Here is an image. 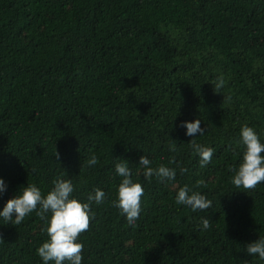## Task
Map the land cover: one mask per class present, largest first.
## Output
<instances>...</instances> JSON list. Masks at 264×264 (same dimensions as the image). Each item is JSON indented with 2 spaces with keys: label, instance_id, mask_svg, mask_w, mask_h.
<instances>
[{
  "label": "trees",
  "instance_id": "trees-1",
  "mask_svg": "<svg viewBox=\"0 0 264 264\" xmlns=\"http://www.w3.org/2000/svg\"><path fill=\"white\" fill-rule=\"evenodd\" d=\"M193 119L195 137L180 126ZM243 123L264 141V0H0V207L58 176L82 200L103 189L78 236L82 264H264L246 248L264 237V182H231ZM191 139L214 149L204 167ZM141 155L175 180L145 179ZM118 159L144 187L134 225L111 203ZM185 184L211 206L177 204ZM45 223L36 210L0 220V264H43Z\"/></svg>",
  "mask_w": 264,
  "mask_h": 264
},
{
  "label": "clouds",
  "instance_id": "clouds-1",
  "mask_svg": "<svg viewBox=\"0 0 264 264\" xmlns=\"http://www.w3.org/2000/svg\"><path fill=\"white\" fill-rule=\"evenodd\" d=\"M222 77L216 79L214 87L223 86ZM180 126L185 128V135L195 137L204 129L199 119L184 120ZM192 150L199 157V164L204 167L211 160L214 149L191 139ZM239 143L243 146L239 163L232 168L231 182L236 188L251 189L264 182V141L261 134L252 126L243 123L239 129ZM170 150H174L170 147ZM59 156V153H56ZM174 158L169 161L173 163ZM97 164V156L92 153L87 159V165ZM139 166L145 179L155 176L161 181H174L176 170L163 163L153 167L147 155L139 157ZM115 175L119 182L115 188V199L112 205L119 209L128 224L134 225L141 213V196L144 187L138 179H133V171L127 160L118 159L114 164ZM181 173L187 172L180 168ZM202 183L197 181V185ZM7 189L5 179L0 176V194ZM177 204L185 205L193 211L204 210L211 206V201L201 191L193 190L185 184L175 188L174 195ZM105 200V192L99 187L93 188L87 194L86 200L74 195V185L71 179L61 176L52 181L51 188L42 194L34 183H27L19 188L17 193L7 199L0 207V220L20 224L25 216L36 210L37 215L45 220L47 239L38 245L36 253L43 264H82L83 243L78 239L80 233L89 227V219L94 215L92 205H99ZM202 230L209 227V220L201 217ZM247 252L259 261H264V237L249 242ZM242 264H249L243 261Z\"/></svg>",
  "mask_w": 264,
  "mask_h": 264
}]
</instances>
